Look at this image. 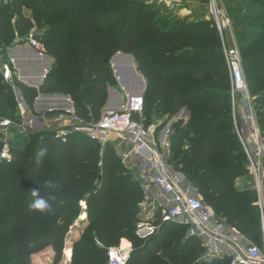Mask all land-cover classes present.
Wrapping results in <instances>:
<instances>
[{"label":"trees","instance_id":"trees-1","mask_svg":"<svg viewBox=\"0 0 264 264\" xmlns=\"http://www.w3.org/2000/svg\"><path fill=\"white\" fill-rule=\"evenodd\" d=\"M221 1L232 18L255 120L264 135V0ZM158 14L147 0H0V52L32 35L52 58L38 87L15 74L4 81L0 74V118H19L17 90L29 109L40 94L66 95L83 125L95 123L108 88L116 85L111 57L130 55L145 82L141 111H130V117L145 128L160 119L163 127L184 110L170 128L168 163L219 219L259 243L256 191L251 183L236 187L248 166L233 125L229 76L214 22ZM34 26L39 30L31 33ZM55 132L14 135L10 158H0V264H28L31 254L48 247L55 256L64 249L66 262L73 250L70 264H107V250L121 239L130 243L126 264L227 263L203 261L197 240L186 237V226L161 223L157 209L152 218L158 229L145 239L137 236L143 193L114 146L109 141L100 146L72 128ZM36 188L49 200L50 211L29 208ZM82 204L86 225L76 241L68 230L72 223L81 230ZM7 256L16 259L11 263Z\"/></svg>","mask_w":264,"mask_h":264},{"label":"built area","instance_id":"built-area-1","mask_svg":"<svg viewBox=\"0 0 264 264\" xmlns=\"http://www.w3.org/2000/svg\"><path fill=\"white\" fill-rule=\"evenodd\" d=\"M209 13L221 40L230 82L233 125L246 155L248 171L257 195L256 203L264 234V189L262 188L264 135H260L259 132L256 133L254 147L249 149L239 133L235 115L238 98H241L245 103L246 114L244 117L250 123L255 120L252 98L248 94L241 56L235 41L232 39L230 44L228 38H225L228 32H232L229 17L216 5L215 0H210ZM24 45L33 49L38 58H43L47 54L44 45L32 35L28 37ZM15 64L16 61L13 58L0 63V74L4 81L11 80ZM42 69L41 79L44 80L48 67L44 66ZM37 99L38 97L35 99L36 102ZM34 105L33 107H35ZM23 110L24 108L16 120L0 118V142L2 143L0 158L2 159L10 158L8 151L9 130L12 129L15 135L22 137L36 131L37 128H46L48 122L46 114L48 113H54L56 121L72 123L79 120L74 115L71 99L66 95H63L58 102L51 100L45 105L37 103L35 111L38 115L35 117L26 118ZM171 124H168L166 138L169 135ZM71 127L75 131H86L88 136L100 139L101 142H106L105 133L108 132L123 135L130 142L131 152L140 159L137 179L144 197L142 203H145L142 210L146 212L145 219L136 223V234L141 232L138 235L140 238L145 239L151 236L159 227V225L153 224L154 219L152 218L153 211L157 206L148 200V195L153 190H157L162 195L168 196L165 205L161 207L160 222L185 225L186 237L197 240L202 251L200 258L203 261L211 262L217 259H226V264H264V239L261 247L251 244L242 233L216 216L212 208L205 203L203 197L181 172L174 170L170 174L168 171L169 163L162 148L142 123L130 117L128 110L124 108L107 109L102 112L97 122L81 126L71 125ZM167 139L163 141L166 148H168ZM128 254L129 250L120 245L111 247L106 253L107 264H126Z\"/></svg>","mask_w":264,"mask_h":264},{"label":"crops","instance_id":"crops-1","mask_svg":"<svg viewBox=\"0 0 264 264\" xmlns=\"http://www.w3.org/2000/svg\"><path fill=\"white\" fill-rule=\"evenodd\" d=\"M231 32L230 35H228V42L231 44L232 39ZM231 39V41H230ZM24 45V44H21ZM20 45H17L15 48H13L11 57L16 61L15 66L13 67V74L16 75L17 79L21 81L22 83L26 84L30 87H38L41 82L43 81L41 79L42 75V68L44 64H41V61H46L47 64L45 66L48 67L49 63L51 62L52 58L48 56L47 54L43 58H37L39 63H33L32 64V57L33 54H35L34 50L30 47H19ZM16 51V52H15ZM37 56V55H36ZM129 55L122 54V53H116L113 55L110 59V65L112 68L113 75L116 79V85L113 87L108 88V97L106 101V105L104 107V110L107 109H126L129 112L135 111L140 112L142 108V95L145 87L144 78L140 74V72L136 69V64L134 63V60L132 58V61L128 59ZM130 64V65H129ZM40 66L42 67L40 69ZM16 100L18 104V114L20 111L23 110V114L26 118L35 117L38 115L35 111L36 104H47L51 100H60L62 98V94H40L38 95V101H35V107L32 109H29L24 102V100L21 98L19 92L16 90L15 92ZM21 106V107H19ZM238 111V118L241 121V125H239V133L241 137L243 136L244 139L247 140V143H249V147L253 149L254 147V136L256 133L259 132L256 120L253 122H249L245 119L246 114V108L245 103L241 98H238V103L236 106ZM47 117V126L48 128H51L50 130H60L64 131L65 129H68L70 127L67 126V124L71 123L69 121H56L54 117V113H48L46 114ZM171 120L168 121L167 125L161 126V120L157 119L152 124L148 126L149 131L153 138L156 140L157 144L160 145V148H162V151L164 155H166L167 160V149L165 147V144H163V141H165L166 138V130L169 123H172ZM77 122L81 123L80 120H77ZM76 121L72 122L74 124L77 123ZM240 123V122H239ZM82 124V123H81ZM73 125V124H72ZM70 126V125H69ZM15 135V133L11 130L8 131V136L11 138ZM119 139L115 141L114 139H111L114 143L115 150L117 154L122 158V161L126 164L127 168L134 173L135 170V176L137 177V168L140 162V159L137 155L131 152V144L128 141L126 137L123 135L117 134ZM122 136V137H121ZM111 141L110 139H108ZM168 162V161H167ZM168 171L170 174L174 171V168L169 163ZM168 196L162 195L157 190H153L148 195V200L155 204L156 206H164L166 203ZM126 242V243H124ZM119 245L123 248L130 249V243L125 240L121 239L119 242Z\"/></svg>","mask_w":264,"mask_h":264},{"label":"rangeland","instance_id":"rangeland-1","mask_svg":"<svg viewBox=\"0 0 264 264\" xmlns=\"http://www.w3.org/2000/svg\"><path fill=\"white\" fill-rule=\"evenodd\" d=\"M4 1L6 2L7 0H4ZM8 1L12 2L14 0H8ZM147 3L153 5L154 7H156V9L159 11L158 15L162 16V17H171L172 16L173 17L172 19L190 20V21H193V20H196V19H204L206 21L212 20L211 16H210V13H209L210 0H208V2H204V0H147ZM215 3L223 11V13L226 16H228L230 19H232L231 16L228 14V12L225 10L224 5H223L221 0H215ZM251 9L252 8H250V6H249V7L246 8V11H250ZM236 11L237 10H234L233 12L236 13ZM23 12L26 15H30V12L28 10H26V9H23ZM163 23L164 22H162L160 25H163ZM255 25L256 24H254V27H255ZM38 30L39 29L34 26L31 29V33H34V32H36ZM231 31L232 32H231V37L230 38L233 39L235 41V43H236L235 29L233 28L232 25H231ZM228 35H230V32H228L227 35H225L226 39L228 38ZM231 39H230V41H231ZM22 44H24V43H22ZM18 45H20L19 47H27V45H21V44H18ZM16 46L17 45H12L11 47L6 48L4 53L0 52V63L7 62L10 59L12 50ZM37 58L38 57L36 56V54H33V57L31 59L32 60L31 61L32 64L40 62V61H38ZM40 63L44 64V65H41V66H45L47 64L46 61H44V62L41 61ZM41 66H40V69L42 68ZM13 83H14V81H13ZM15 92H16V90H15ZM236 110H237V108H236ZM236 110H235V115H236V118H237V126H238V129H240L239 125H241V121L239 120V118L237 116L238 115V111H236ZM183 113H184V110H181L180 113L177 116L172 118L171 127L173 126V123L175 122L177 117L182 116ZM54 117H56L55 114H54ZM134 119H137V118H134ZM71 125H72V123L67 124L68 127L72 128ZM73 125L81 126L83 124L77 122L76 124L73 123ZM48 127L49 126H47L46 128H37L35 132H40L42 130H44V131H52V130H50L51 128H48ZM146 129L149 130L148 127H146ZM55 131H58L59 133H61L60 130H53V132H55ZM76 132L83 133V134L87 135L86 131L79 130V131H76ZM118 137L119 136L117 135V133H113V132L105 133L106 141H109L108 139H110V140L114 139L115 141H117V139H119ZM0 138H1V134H0ZM242 139H243L244 143L246 144V146L250 149V147H249L250 144L247 143V140L244 139L243 136H242ZM96 141H97L96 143L98 145H100V146H103V144L105 143V142H101L100 139H96ZM109 142L112 144V147H113L114 146V144H113L114 142L112 140L109 141ZM114 148H115V146H114ZM0 151H1V147H0ZM121 162L127 168L126 164L122 161V158H121ZM263 171H264V169H263ZM135 173L136 172L134 170V173H132L133 176H135ZM263 177H264V173H263ZM237 181H240V183L236 185V187H238V188L245 187V185L246 186L250 185V183L252 185V178H251V175H250L249 171L246 174L241 175L238 178ZM262 188L264 189V178H263V186H262ZM147 203H149V202H147ZM144 204L145 203H141L140 204V209H139V213H138L142 220H144L145 216H146V212H143V210H142L143 209L142 207L144 206ZM146 206H147V204H146ZM85 209H86L85 204H82L81 213H83L85 217H84V220H83V224H82L81 230L78 231L77 229H73L71 227L73 223L71 224V226H70V228L68 230V232H71L75 236L76 241L78 240L80 233L84 230L85 225H86V223H85V221H86ZM156 209L161 213V207L157 206ZM260 223H261V233H262L261 234V238H262L261 241L259 243H256L255 241L249 240V242L251 244H255V245L261 247V245L263 243V239H264V234H263V231H262V221H261V219H260ZM140 234H141V232H138L136 235L138 236ZM76 241L73 243L72 249H73V246L75 245ZM65 246H66V237H65ZM63 250H62L60 256H55L53 250L51 249V247H48V248H46V249H44V250H42L40 252H36V253L31 254L30 255V262L28 264H70L71 261H72V258H73V250H72V256L69 259V261H67V262H66V260L64 258ZM7 257H9L11 263L14 262L15 259H16V258H14V256H7Z\"/></svg>","mask_w":264,"mask_h":264},{"label":"clouds","instance_id":"clouds-1","mask_svg":"<svg viewBox=\"0 0 264 264\" xmlns=\"http://www.w3.org/2000/svg\"><path fill=\"white\" fill-rule=\"evenodd\" d=\"M40 155H43V152H41ZM30 195L32 200L29 204V208L31 210L43 213L52 209V205L49 203V200L41 196L39 189H33Z\"/></svg>","mask_w":264,"mask_h":264},{"label":"water","instance_id":"water-1","mask_svg":"<svg viewBox=\"0 0 264 264\" xmlns=\"http://www.w3.org/2000/svg\"><path fill=\"white\" fill-rule=\"evenodd\" d=\"M128 59H129L130 61H132V56L129 55V56H128Z\"/></svg>","mask_w":264,"mask_h":264},{"label":"bare ground","instance_id":"bare-ground-1","mask_svg":"<svg viewBox=\"0 0 264 264\" xmlns=\"http://www.w3.org/2000/svg\"><path fill=\"white\" fill-rule=\"evenodd\" d=\"M130 65V64H129Z\"/></svg>","mask_w":264,"mask_h":264}]
</instances>
